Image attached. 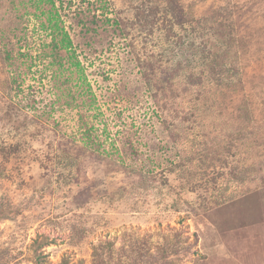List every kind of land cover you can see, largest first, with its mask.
I'll list each match as a JSON object with an SVG mask.
<instances>
[{
    "label": "rangeland",
    "instance_id": "rangeland-1",
    "mask_svg": "<svg viewBox=\"0 0 264 264\" xmlns=\"http://www.w3.org/2000/svg\"><path fill=\"white\" fill-rule=\"evenodd\" d=\"M54 1L0 0V264L264 258V0Z\"/></svg>",
    "mask_w": 264,
    "mask_h": 264
},
{
    "label": "trees",
    "instance_id": "trees-1",
    "mask_svg": "<svg viewBox=\"0 0 264 264\" xmlns=\"http://www.w3.org/2000/svg\"><path fill=\"white\" fill-rule=\"evenodd\" d=\"M49 1H51L52 4L55 5V1L54 0H49ZM178 4H179V2L177 0H169L168 1V6H167L168 8L165 11L166 13H164L165 14L164 18L166 19L167 16L169 15V17L171 19L170 20L171 23L173 22V19H175V21H177V23H180L181 25H183L184 24V18H183L184 14L182 12H178V10L180 9V6ZM140 11L141 10L138 9L137 13H139ZM146 11H147V13H146ZM157 13H158V6H157L156 3L153 4L149 9L143 10L141 12V14L144 17L143 25L144 24L146 25V26H143V28L144 27H145V29L147 28L149 33H153V31H154V26L156 25V23H157L156 21L157 20H155V18H152V17L153 16H158ZM171 14L173 15V17H171ZM168 21H169V19H166V23H169ZM174 22L172 24H174ZM148 24H152V29L149 28ZM171 27H172V25H171ZM171 30H172V28H169V30L167 31L168 32V36L172 35ZM68 43H70V42H68ZM227 53H228L227 51H224L222 53H217V56L213 60V65H211V63L209 62L210 66L213 68V70H217L216 69V62H224L227 59V57H228ZM9 56H10V54L7 53V57H9ZM180 67H182L181 63H179L178 66L173 68V69L174 70H180ZM212 72H214V71H212ZM145 75L148 78L147 72H145ZM189 78H191V82H195L196 81V79L192 76V74L189 76ZM263 219H264V217H263ZM260 234H262V235H260ZM256 236H257L256 240L254 242H252V245H253L252 247L262 245L263 250H264V232H263V228H262V232H256ZM259 254L260 253H257V254L256 253H252L250 255V257H249V258H251L252 261L249 259L250 262H248V264H255L256 262H261L262 263V261H264V258H262L261 255H263V254H261L260 256H259Z\"/></svg>",
    "mask_w": 264,
    "mask_h": 264
}]
</instances>
